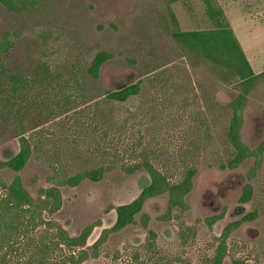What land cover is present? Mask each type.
I'll return each mask as SVG.
<instances>
[{"label":"rangeland","instance_id":"obj_1","mask_svg":"<svg viewBox=\"0 0 264 264\" xmlns=\"http://www.w3.org/2000/svg\"><path fill=\"white\" fill-rule=\"evenodd\" d=\"M218 25L256 76L238 113L247 156L234 168L239 77L173 36ZM101 51L112 56L95 78ZM131 84L125 101L104 97ZM19 137L23 168L0 165V264H213L221 244V264H264V0L0 1V162ZM147 164L169 185L193 170L185 207L163 191L107 233L150 185ZM98 168V180L77 179ZM15 177L30 201L8 197Z\"/></svg>","mask_w":264,"mask_h":264},{"label":"trees","instance_id":"obj_2","mask_svg":"<svg viewBox=\"0 0 264 264\" xmlns=\"http://www.w3.org/2000/svg\"><path fill=\"white\" fill-rule=\"evenodd\" d=\"M4 3H11L12 0H0ZM173 1V0H172ZM207 13L212 21L219 19V14L211 5L207 4ZM217 12V13H216ZM173 36L176 41L181 43L188 49L198 53L210 62L224 68L227 74H237L239 77V84L241 86L242 92L238 97L228 105L231 109V118L229 120L227 135L230 143L235 149L233 158L228 162L227 167L234 168L237 166L244 158H246V146L241 142L239 135L242 126V120L239 116V112L243 109V100L245 99L247 93L251 88V83L256 78L254 73H252L251 67L246 60L244 53L242 52L238 42L236 41L233 33L230 29L217 26L212 30H199V31H176ZM2 47V46H1ZM6 48L4 47V50ZM112 55L108 52L101 51L92 60L88 68V72L93 77H98V72L101 65L111 57ZM232 76V75H231ZM138 92V85L131 84L120 90L107 91L104 93V97L111 101L122 102L125 101L130 96L136 95ZM20 149L17 155H15L6 163L0 162L1 166H9L14 171L21 170L25 165L27 158L30 153V147L25 138L19 137ZM147 169L149 171L151 182L150 185L145 188L139 197H137L132 203L127 204L121 208L122 212L118 216L115 224L112 228L107 231V233L114 232L130 224L133 221V217L137 214L144 203V201L151 197L160 194L163 191H168L170 195L169 207H180L183 209L185 207L183 202V197L191 189V180L193 176V170L188 171L180 183L169 185L166 183L164 177H162L157 171H154L150 165L147 164ZM102 168H98L92 171L85 172L80 177L76 178L80 180L81 177H86L91 180H98L101 177ZM74 178V179H76ZM250 178V177H249ZM251 187H247L243 191V200H248ZM8 197L14 198L16 201L26 202L29 200V196L26 191L22 188L20 183V178L15 177L13 183L7 189ZM28 201V202H29ZM106 234L97 241L96 244L101 242L105 238ZM68 244H72L74 239H67ZM221 244L217 249L216 255L213 257V264H221L222 250ZM70 262L72 264H77V260L72 257Z\"/></svg>","mask_w":264,"mask_h":264},{"label":"crops","instance_id":"obj_3","mask_svg":"<svg viewBox=\"0 0 264 264\" xmlns=\"http://www.w3.org/2000/svg\"><path fill=\"white\" fill-rule=\"evenodd\" d=\"M204 6H207V2L205 1Z\"/></svg>","mask_w":264,"mask_h":264}]
</instances>
